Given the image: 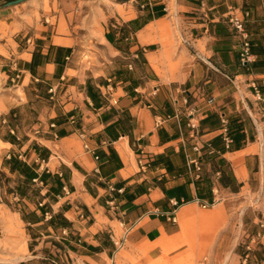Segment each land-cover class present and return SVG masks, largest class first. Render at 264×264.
<instances>
[{"label":"crops","instance_id":"1","mask_svg":"<svg viewBox=\"0 0 264 264\" xmlns=\"http://www.w3.org/2000/svg\"><path fill=\"white\" fill-rule=\"evenodd\" d=\"M66 1L68 9L55 14L39 42L18 53L15 65L21 66L19 101L31 84L56 89L49 122L35 136L49 158L34 149L32 162L40 173L61 179V189L47 200L70 223L57 232L86 251L79 258L108 264L124 246L153 264L169 249L183 251V226L227 215L237 206L234 199H242V209L253 195H264V119L254 95V86L264 95V0ZM233 11L250 13L254 57L247 65L240 60L241 39L228 23ZM94 47L128 60L135 70L110 76L106 67L89 71L79 56ZM15 106L3 101L1 113ZM160 119L165 121L157 127ZM81 132L98 161L85 150ZM0 144L14 146L2 136ZM141 149L153 160L146 173L137 166ZM191 158H200V172ZM3 162L0 172L7 173ZM197 200L212 206L203 209ZM262 211L264 218V203ZM174 212L177 223L170 218ZM261 219L249 212L243 234L250 236L255 225L256 235ZM165 237L169 241L161 244ZM262 246L254 254L262 255L257 264H264ZM235 255V264H248Z\"/></svg>","mask_w":264,"mask_h":264},{"label":"rangeland","instance_id":"2","mask_svg":"<svg viewBox=\"0 0 264 264\" xmlns=\"http://www.w3.org/2000/svg\"><path fill=\"white\" fill-rule=\"evenodd\" d=\"M12 1L15 0H0V105H3L4 101L8 105L17 103V106L5 114H2L0 109V136L15 139L17 145L3 147L0 144V159L15 155L20 160L32 165V159L35 158L33 152V145L36 143L35 136L38 133L39 135L44 133V123L49 122V120L45 121V118L49 115V108L54 100L50 98L51 94L47 86L36 87L31 84L25 89L27 97L23 102L19 101V97L22 95L19 88L21 78H18L17 75L21 74L19 72L21 66L15 65V62L20 51L33 42L40 41V37L44 34V27L52 23L53 17L59 10H67L69 4L66 0H28L18 5L3 7ZM79 58V61L83 60L84 67H89V71L93 66L96 68L106 67L107 76L126 69L129 71L128 60L114 59L99 47L92 48L90 52L83 51ZM132 66V70H135V65L132 64ZM89 73L91 74V72ZM4 120L5 122H3ZM7 173L10 175L9 171ZM39 185L41 186V184ZM32 186L38 188L37 184ZM34 201L37 200L30 194L24 202H17L12 198H9V205L5 203V198L0 202V260H2L0 264L15 263L21 259H28L29 264H40L39 261L47 256V253H43L44 250L52 251L63 264H93L89 260L77 256V254L86 251L83 248H79V251L75 244H70L66 250L57 251L51 241L62 242L63 234L49 228H42V226L27 225L18 215V211L22 210L23 213L33 211L35 209ZM234 202H237L234 203L237 206L234 207V210H229L227 215L218 216L217 219L208 217L200 223L191 222L183 226L187 239L181 244L183 251L176 252L178 248L169 249L164 258L156 260L153 264H235L231 258L234 254H236L235 257L240 256V259H245L246 254H249L248 264H257V258H260L254 254L259 247L263 248V246L251 243L252 236L256 233L255 225H252L253 231L249 234L250 236L246 237L243 234V219L246 220L249 212L250 216L259 214L263 218L264 195L261 191L259 195H253L249 204H244L242 209L240 206L242 199H234ZM201 211L207 210L202 209ZM214 221L220 224L211 226L210 223ZM199 225L202 226L199 227ZM20 244H22L21 247ZM31 246L35 250L34 253L29 251ZM248 246H251L250 251ZM126 248L122 246L120 248L122 256L112 255L110 259H107V263L146 264V261L140 262L134 253L129 255ZM77 250L78 252L75 253ZM149 250V248L143 247L145 254ZM12 251L19 257L15 256V253L13 255ZM9 253H12L11 256ZM3 259H5L4 263ZM98 264L101 263L98 262Z\"/></svg>","mask_w":264,"mask_h":264},{"label":"trees","instance_id":"3","mask_svg":"<svg viewBox=\"0 0 264 264\" xmlns=\"http://www.w3.org/2000/svg\"><path fill=\"white\" fill-rule=\"evenodd\" d=\"M3 140L8 141L13 145H17L15 139H11V137H3ZM33 148L37 153H40L41 159L47 160L49 158V151L46 149L42 150L37 143H34ZM4 166L5 169L9 171L10 175L6 172H0V191L5 193V195H0V202H2L4 198L7 205H9V198H12L17 202H24L31 194L34 199L37 200L36 202L34 201L35 209L33 211H27V213H23L22 210L18 211L27 225L37 226L36 224L43 222V224L39 226H42V228H52V230L56 232L58 229H66L70 226V223L61 213H53L50 201L47 200L51 198V192H59L61 189L62 182L59 177L52 176L46 172L40 173L39 165L35 163L30 165L27 162L20 160V158L15 155H10L9 158H6ZM34 184H37L38 188H33L32 185ZM39 184H41V186ZM45 188L48 189V192L43 195L42 191ZM64 238L65 237H63L62 242L51 241L54 247L57 248V251L66 250V247L70 246L71 243L69 242L71 239L64 240ZM29 249L32 253L35 252L33 246ZM43 253H47V256L39 261L40 264H63L61 260L52 253V251L44 250ZM258 256L262 257L260 253ZM22 264L29 263L26 262Z\"/></svg>","mask_w":264,"mask_h":264},{"label":"built area","instance_id":"4","mask_svg":"<svg viewBox=\"0 0 264 264\" xmlns=\"http://www.w3.org/2000/svg\"><path fill=\"white\" fill-rule=\"evenodd\" d=\"M249 17H250L249 12L238 13L235 11H233L232 14L228 17L229 25L231 26L235 34L239 36L241 39L240 60H241V63L244 65L252 63L253 57H254L252 54V43L250 39V34L247 30V22H248ZM129 69L130 70L133 69L132 64L129 65ZM50 93L54 95L56 93V89L51 88ZM157 93H158V89L155 88L151 95L156 96ZM254 95H255V101L257 102L258 107H259V112L261 113L262 118L264 119V95L262 94L261 90L256 86H254ZM208 103L210 105H213L215 103V99L210 98L208 100ZM164 121L165 120L163 119L156 121V126L157 127L161 126ZM222 122L224 125L227 124V121L225 120L224 117L222 119ZM191 128L193 130L196 129V125L194 123H191ZM225 133H227V129H225ZM79 136L83 141H85L84 143L85 150L91 153L94 156L95 160L98 161L100 158H99V155L96 153V150L92 149L89 143L86 142V140L88 139L87 134L85 132H81ZM224 140H225L227 147H229V145L232 143V139L226 134ZM194 151H196L197 153H200L201 149L198 145H196L194 148ZM189 162L191 165L194 166L197 172H200L202 170L200 158H196V159L191 158ZM152 163H153L152 157L147 152H145L143 149H141L137 153V166L140 172L146 173L147 171H149L152 167ZM95 172L99 173V168H96ZM197 202H199V204L201 205L203 209H208L212 206L211 204L200 201V200H197ZM177 204L178 203L176 202L175 205ZM170 218L174 223H177V217H176L175 212L171 214ZM258 225L261 230L253 237V239L251 240V243L263 245L264 243V218L260 220ZM248 250L249 251L251 250V246H248ZM248 258H249V254L246 255L245 260H247Z\"/></svg>","mask_w":264,"mask_h":264},{"label":"bare ground","instance_id":"5","mask_svg":"<svg viewBox=\"0 0 264 264\" xmlns=\"http://www.w3.org/2000/svg\"><path fill=\"white\" fill-rule=\"evenodd\" d=\"M184 222H185V221H184ZM184 222H183V223H184ZM183 223H182V224H183ZM161 241H162L161 244H163V243H166V242L169 241V240L165 237V238H163ZM3 242H4V241H3ZM12 243H13V242H12ZM15 245H16V244H15ZM21 245H22V244H20V247H21ZM22 247H23V246H22ZM10 248H11V247H10ZM10 248H9V249H10ZM23 248H25V246H24ZM19 249H20V248H19ZM19 249H17V250H19ZM0 250H1V249H0ZM21 250H22V248H21ZM4 253H5V251H4ZM12 253H13V255H14L15 252L12 251ZM12 253H9L10 256H11ZM21 253H23V252H21ZM5 254H6V253H5ZM15 254H16V253H15ZM21 255H22V254H21ZM21 255H20V256H21ZM15 256H18V254H16ZM22 256H24V255H22ZM18 257H19V256H18ZM23 258H24V257H23ZM12 259H13V258H12ZM19 259H20V258H19ZM4 260H5V259H3V263H4ZM15 260H16V259H15ZM22 260H23V259H21V261H22ZM0 261H2V260H0ZM12 261H13V260H12ZM17 261H18V260H17ZM19 261H20V260H19ZM5 263H6V262H5ZM12 263H13V262H12ZM12 263H11V264H12ZM13 264H15V263H13Z\"/></svg>","mask_w":264,"mask_h":264},{"label":"water","instance_id":"6","mask_svg":"<svg viewBox=\"0 0 264 264\" xmlns=\"http://www.w3.org/2000/svg\"><path fill=\"white\" fill-rule=\"evenodd\" d=\"M26 1H28V0H15V1H12V2H8L3 7H10V6H13V5H18V4L26 2Z\"/></svg>","mask_w":264,"mask_h":264}]
</instances>
